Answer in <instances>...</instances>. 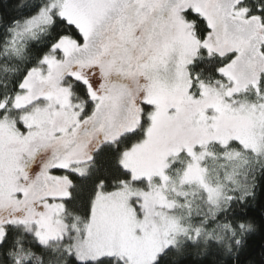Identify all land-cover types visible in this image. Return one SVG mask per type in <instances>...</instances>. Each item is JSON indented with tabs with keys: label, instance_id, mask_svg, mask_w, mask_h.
<instances>
[{
	"label": "snow or ice",
	"instance_id": "obj_1",
	"mask_svg": "<svg viewBox=\"0 0 264 264\" xmlns=\"http://www.w3.org/2000/svg\"><path fill=\"white\" fill-rule=\"evenodd\" d=\"M0 264H264V0H0Z\"/></svg>",
	"mask_w": 264,
	"mask_h": 264
}]
</instances>
